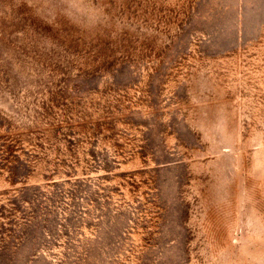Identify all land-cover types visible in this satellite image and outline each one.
<instances>
[{"label": "rangeland", "instance_id": "obj_1", "mask_svg": "<svg viewBox=\"0 0 264 264\" xmlns=\"http://www.w3.org/2000/svg\"><path fill=\"white\" fill-rule=\"evenodd\" d=\"M0 264H264V0H0Z\"/></svg>", "mask_w": 264, "mask_h": 264}]
</instances>
